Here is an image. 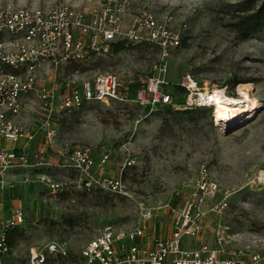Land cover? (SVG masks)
Returning <instances> with one entry per match:
<instances>
[{
	"label": "rangeland",
	"instance_id": "1",
	"mask_svg": "<svg viewBox=\"0 0 264 264\" xmlns=\"http://www.w3.org/2000/svg\"><path fill=\"white\" fill-rule=\"evenodd\" d=\"M9 1L31 6L56 0ZM62 1L88 13L105 2ZM129 1L126 25L147 11L161 20L171 18L170 26L180 35L181 47L172 53L165 76L171 104L151 110L132 102L91 103L62 114L54 124L53 146L42 161L45 164L52 157L57 164L59 151L71 154L87 148L96 161L108 157L102 175L120 178L129 195L85 191L77 185L75 172L56 165L18 172L13 176L16 187L0 190V233L16 206L23 209L25 222L7 231L10 249L0 255V264H34L31 252L36 251L45 254L43 264H78L90 241L106 230H133L144 209L154 213L151 230L143 240L153 245L155 239L171 234L168 207L185 204L197 188L202 167L218 186L215 197L205 200L206 209L218 204L223 208L208 214L204 233L186 239V247L206 243L216 249L215 232L223 225L231 236L226 254L243 249L264 255V22L246 39L237 28L244 15L241 10H257L264 0ZM157 54L153 45L126 44L117 53L72 64L67 74L73 86L78 85L74 77L78 72L87 79L113 73L130 98L152 76ZM188 75L199 85L192 97L181 87ZM241 86L248 87L257 106L231 121L218 125L213 107L199 106L203 103L198 101L200 93L220 90L238 98ZM25 119L35 128L31 114ZM43 142L39 130L38 143ZM40 175H48L62 189L51 192L38 181ZM121 245L131 242H121L119 249ZM54 247L57 251L52 252Z\"/></svg>",
	"mask_w": 264,
	"mask_h": 264
},
{
	"label": "built area",
	"instance_id": "2",
	"mask_svg": "<svg viewBox=\"0 0 264 264\" xmlns=\"http://www.w3.org/2000/svg\"><path fill=\"white\" fill-rule=\"evenodd\" d=\"M129 6V0H105L88 13L62 0L31 6L0 0V190L16 187L12 177L18 172L56 165L75 172L77 185L85 191L129 195L120 178L102 175L108 157L96 161L87 148L75 149L71 154L59 151V163L55 164L52 157L42 163L53 146L55 121L62 114L82 110L91 103L132 102L151 110L171 104L165 76L172 53L181 47L180 35L170 26L171 18L161 20L147 11L133 16L126 25ZM119 41L146 43L158 50L152 76L137 88L134 97H127V90H122L120 79L113 73H97L87 79L86 74L78 72L74 76L78 85L71 86L69 66L109 54ZM181 87L191 97L199 90L191 75L182 79ZM198 101L203 100L198 97ZM199 106L206 105L203 102ZM27 114L33 116L35 128L25 119ZM39 130L44 142L33 150ZM38 181L53 193L62 189L48 175H40ZM217 189L208 170L202 167L197 188L185 204L168 207L172 225L168 237L155 239L153 245L144 243L154 218L151 210L144 209L133 230H106L90 241L78 264H264V255L257 251L249 254L239 249L226 254L224 248L231 236L223 225L215 232L216 249L206 243L186 247V239H197L204 233L208 214L223 208L220 204L209 210L205 206V200L214 198ZM24 222L23 209L14 207L0 233V255L10 249L7 231ZM126 240L131 245L119 249L118 245ZM51 251L57 250L54 247ZM31 259L34 264H43L45 254L31 252Z\"/></svg>",
	"mask_w": 264,
	"mask_h": 264
},
{
	"label": "bare ground",
	"instance_id": "3",
	"mask_svg": "<svg viewBox=\"0 0 264 264\" xmlns=\"http://www.w3.org/2000/svg\"><path fill=\"white\" fill-rule=\"evenodd\" d=\"M198 96L205 105L213 107L216 124L218 125L225 120L231 121L237 118L239 114L241 115L257 106V102L252 98L246 86L239 87L238 98H230L220 90H214L213 93H200Z\"/></svg>",
	"mask_w": 264,
	"mask_h": 264
},
{
	"label": "trees",
	"instance_id": "4",
	"mask_svg": "<svg viewBox=\"0 0 264 264\" xmlns=\"http://www.w3.org/2000/svg\"><path fill=\"white\" fill-rule=\"evenodd\" d=\"M244 15H241L240 22L237 24L238 32L242 34L243 38L246 39L257 32L264 22V6L259 9H252L246 7L241 10ZM127 43L119 41L113 44L112 52L117 53L125 48ZM205 107V106H204Z\"/></svg>",
	"mask_w": 264,
	"mask_h": 264
},
{
	"label": "crops",
	"instance_id": "5",
	"mask_svg": "<svg viewBox=\"0 0 264 264\" xmlns=\"http://www.w3.org/2000/svg\"><path fill=\"white\" fill-rule=\"evenodd\" d=\"M39 147V143H38V139H37V141L33 144V146H32V148H33V150H35V149H37ZM16 176V175H15ZM12 178H14V177H12ZM14 209V208H13ZM163 238H165V237H163Z\"/></svg>",
	"mask_w": 264,
	"mask_h": 264
}]
</instances>
